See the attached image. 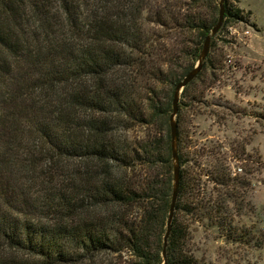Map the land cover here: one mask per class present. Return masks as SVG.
<instances>
[{
	"label": "trees",
	"instance_id": "1",
	"mask_svg": "<svg viewBox=\"0 0 264 264\" xmlns=\"http://www.w3.org/2000/svg\"><path fill=\"white\" fill-rule=\"evenodd\" d=\"M223 1L219 32L245 19ZM219 2L0 0V264H163L174 90L198 63ZM211 64L208 55L181 94L166 264H206L192 244L205 219L237 235L227 201L237 213V185L248 183L189 128ZM208 181L226 191L209 194Z\"/></svg>",
	"mask_w": 264,
	"mask_h": 264
},
{
	"label": "rangeland",
	"instance_id": "2",
	"mask_svg": "<svg viewBox=\"0 0 264 264\" xmlns=\"http://www.w3.org/2000/svg\"><path fill=\"white\" fill-rule=\"evenodd\" d=\"M232 5L245 19L228 21L215 36L208 54L213 64L204 76L211 86L189 128L199 147L216 148L231 177L248 185H237V213L233 200L227 201L235 239L205 219L192 226V244L206 264H264V0H233ZM204 164L217 166L207 157ZM206 187L214 196L216 188L226 191L211 181Z\"/></svg>",
	"mask_w": 264,
	"mask_h": 264
},
{
	"label": "water",
	"instance_id": "3",
	"mask_svg": "<svg viewBox=\"0 0 264 264\" xmlns=\"http://www.w3.org/2000/svg\"><path fill=\"white\" fill-rule=\"evenodd\" d=\"M219 6H220V14H219L218 23L213 28L211 34L206 38L204 46H203V50L198 60V63L196 64L194 69L191 70L186 75V77L176 85L175 90H174V96H173V102H172L173 112L170 116V127H171V136H172V153H173V161H174V188H173V194H172V202H171V206L169 210V217L167 221L166 234L164 237L163 264H166V260H167L168 240H169V237L172 231V224H173V220L175 216L176 204L178 201L179 189H180V162H179V156H178L177 114L179 110L181 94L183 90L193 80H195V78L201 72L203 68V64L209 54L211 40L218 34V32L222 28V25L224 22V16H225V8H224L223 0H220Z\"/></svg>",
	"mask_w": 264,
	"mask_h": 264
}]
</instances>
